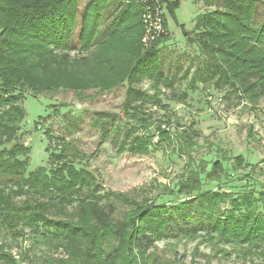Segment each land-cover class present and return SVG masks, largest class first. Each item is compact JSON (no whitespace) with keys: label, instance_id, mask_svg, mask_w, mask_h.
Instances as JSON below:
<instances>
[{"label":"trees","instance_id":"1","mask_svg":"<svg viewBox=\"0 0 264 264\" xmlns=\"http://www.w3.org/2000/svg\"><path fill=\"white\" fill-rule=\"evenodd\" d=\"M116 1L123 5L107 12L111 19L102 27L114 0H90L80 16L79 0H0V264H185V256L173 252L164 258L156 251V243L168 237L196 239L216 254L233 251L258 264L254 258L264 259V195L198 193L208 162L191 156L195 123L176 126V132L163 129L162 124L170 128L172 117L161 96L168 89V100L184 104L190 88L206 83L217 90L242 89L237 96L248 102L264 97V0H202L206 10L195 16L192 29L179 24L205 57L183 90L167 75L171 67L163 68L161 43L168 37L144 47L142 5ZM166 2V14L174 17L179 0ZM143 81L151 92L140 88ZM124 83L123 112L131 122L119 146L133 155H147L154 146L185 157L182 174L159 193L173 202L101 193L85 167L91 154L63 136H56L57 147L49 154L52 165L27 172L29 147L20 139L26 93L70 90L84 100L87 90L103 92ZM147 103L167 113L164 119L153 118ZM115 119L100 123V144L119 129ZM45 134L50 141L51 131ZM224 159L229 160L225 154ZM231 166L247 164L237 155ZM211 168L208 177L225 176L221 163ZM203 257V263L189 264H210L211 256Z\"/></svg>","mask_w":264,"mask_h":264},{"label":"rangeland","instance_id":"2","mask_svg":"<svg viewBox=\"0 0 264 264\" xmlns=\"http://www.w3.org/2000/svg\"><path fill=\"white\" fill-rule=\"evenodd\" d=\"M89 1L79 0V16ZM179 2L180 5L174 10V17L168 13L165 15V37L168 40L160 53L165 63L164 70L171 67L167 75L171 76L172 83L178 90H183L193 71L202 66L205 57L198 56L200 52L197 46L187 40L179 24L183 25L184 30L190 31L195 16L206 9L202 0ZM116 4L120 3L114 0L113 5L106 8L107 15L102 27L109 24L111 18L107 17V12ZM78 25L79 22L70 42L74 47L78 46ZM176 68L177 72L173 75ZM186 68H190L189 74L183 79ZM140 88L151 92L148 81H143ZM241 90H232L230 87L217 90L210 84L196 83V87L188 90L186 102L180 104L168 100L169 90L162 89L167 98L163 95L161 98L170 105L172 117L170 128L164 124L163 129L172 130L189 122L195 123L196 146L191 156L194 160L203 159L208 162L200 174L201 186L198 193H231L233 197L252 193L258 199L264 195V97L248 102L245 97L237 96L238 93L241 94ZM126 91L125 83L103 92L87 90L86 95L89 97L84 100L78 99L70 90H59L52 95L42 93L33 96L26 93L20 139L29 147L27 172L40 166L52 165L49 154L57 147L56 136H63L83 152L91 154L85 167L100 183L101 193L111 191L123 193L135 200L146 196L154 197L159 202H173V197L159 193L164 186H172L182 174L185 157L172 152L162 153L154 146L147 155H133L127 148L121 149V132L131 122L123 112ZM145 109L152 113L153 118L161 120L167 114L150 103L145 104ZM98 114H101L100 118ZM109 116H115L114 126L119 129L109 131L100 144L102 139L99 125L103 120L109 119ZM46 129L52 133L50 141L45 134ZM224 154L229 160L224 159ZM237 155L244 159L247 167L235 169L231 166V157ZM214 162L224 166L225 176H207ZM197 241L185 237H168L156 243V251L164 258L172 256L173 252L178 257L185 256V264H189L191 260L203 263L204 254L211 256L210 264H250L251 260L243 261L236 252L232 251L229 256L219 255L206 242ZM17 246L13 248L14 253L19 251ZM226 248L231 249L232 246ZM253 261L264 264V259L254 258Z\"/></svg>","mask_w":264,"mask_h":264},{"label":"built area","instance_id":"3","mask_svg":"<svg viewBox=\"0 0 264 264\" xmlns=\"http://www.w3.org/2000/svg\"><path fill=\"white\" fill-rule=\"evenodd\" d=\"M123 3L136 2L142 5L141 20L144 31L141 43L148 47L156 38L166 36V1L167 0H121ZM164 128V124L161 125ZM156 139V138H154Z\"/></svg>","mask_w":264,"mask_h":264},{"label":"crops","instance_id":"4","mask_svg":"<svg viewBox=\"0 0 264 264\" xmlns=\"http://www.w3.org/2000/svg\"><path fill=\"white\" fill-rule=\"evenodd\" d=\"M166 41H167V40H166ZM166 41L162 42L161 44L164 45Z\"/></svg>","mask_w":264,"mask_h":264}]
</instances>
